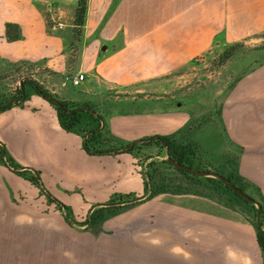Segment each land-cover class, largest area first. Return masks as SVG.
<instances>
[{
    "label": "crops",
    "instance_id": "crops-1",
    "mask_svg": "<svg viewBox=\"0 0 264 264\" xmlns=\"http://www.w3.org/2000/svg\"><path fill=\"white\" fill-rule=\"evenodd\" d=\"M76 6L77 0H0V92L9 86L1 74L11 72L20 85L34 73L59 98L91 102L101 98L99 82L137 85L179 70L214 45L264 34V0H87L73 52ZM256 58L208 104L131 98L115 102L122 111L100 105L110 132L139 150L87 154L83 137L64 130L54 107L31 93L23 105L0 111V151L40 171L45 188L71 208L76 222L77 212L85 218L114 194L143 193L145 164L162 161L167 152L157 136L174 135L204 164L238 173L258 189L256 199L264 198V57ZM78 73L84 75L78 85L66 79ZM146 137L150 143H137ZM74 225L0 154V264H145L147 247L153 264H264L248 218L192 191L158 192L99 228H87L91 236L76 240L80 253L67 256L63 249L53 255L51 246L64 245H52L44 232ZM31 230L43 237H32ZM110 231L124 239L105 238ZM122 245L142 253H106Z\"/></svg>",
    "mask_w": 264,
    "mask_h": 264
},
{
    "label": "trees",
    "instance_id": "trees-1",
    "mask_svg": "<svg viewBox=\"0 0 264 264\" xmlns=\"http://www.w3.org/2000/svg\"><path fill=\"white\" fill-rule=\"evenodd\" d=\"M86 5L87 0H77L73 27L74 35L73 41L71 42L73 52L76 50V42L80 39L82 27L84 25ZM11 27V24H7V38L10 40L14 39V36L11 35V32L9 31ZM237 45V43L231 44L222 52V54H220L219 59L222 63L232 55L233 48ZM74 57L75 54L71 56V59H74ZM5 74L6 72L1 74V77ZM28 77V80L22 81V84L17 85L15 88L6 87L7 90L0 92V111L13 105L8 104L12 101L16 102L15 105H23L29 95L34 93L42 96L45 100H47L46 97L50 98V100L48 99L47 101L54 107L59 125L64 130L77 133L83 138L86 137V139L83 140V149L87 154H113L114 150L122 149L132 144V142L123 141L110 132L105 122L104 112L100 111V109L91 102L77 103L61 99L44 88L39 82L32 79L30 75H28ZM53 98L59 100L61 106H58L51 101ZM85 107L97 111L99 116L96 117L90 111L85 110ZM100 119H103L104 121V125L101 129H99L101 125ZM152 137H146L140 141L150 143ZM157 137L159 140L163 141L164 146H166V153L178 162L198 170H207L208 167H213L208 163H205L203 167L194 166V163L197 160H200V158L194 156V152L189 144L177 143L173 138L174 135ZM139 149V145H133L128 152ZM0 154L3 163L19 176L35 185L39 189V192L45 195L49 202H53L56 208L63 211L64 217L67 221L77 223L86 228L97 229L108 217L121 212L129 206L148 200L161 191H192L213 197L231 207L236 208L237 206H240L245 209L249 215L248 220L256 229L257 243L264 259V233L258 229L255 223L256 207L215 178L201 177L178 170L165 160L160 162L152 160L146 164V170L144 172V191L141 195L114 194L106 202L93 206L91 212L86 215L83 221L76 222L72 216L71 208L55 198L45 188L41 180L40 171L21 166L15 162L11 156L6 155L3 149H1ZM214 170L224 175L233 184L251 197L255 198L253 196L254 191L259 193L257 188L245 181L238 173L233 172L229 174L223 173L218 169ZM257 200L262 206L261 218L264 226V198L260 196V199Z\"/></svg>",
    "mask_w": 264,
    "mask_h": 264
},
{
    "label": "rangeland",
    "instance_id": "rangeland-1",
    "mask_svg": "<svg viewBox=\"0 0 264 264\" xmlns=\"http://www.w3.org/2000/svg\"><path fill=\"white\" fill-rule=\"evenodd\" d=\"M238 45L233 48L232 55L223 63L220 61L219 56L224 50H226L231 44L226 45H214L208 52H205L198 57L194 58L179 70L161 76L143 83L133 85L125 88H111L107 84L99 82L98 90L101 92V98L93 99L92 104L99 107L100 105H106L113 107L115 111H122L125 109L120 103H115L119 100H128L131 98L137 99H166V98H178L192 104H208L214 98H217L224 93L227 86L237 78L239 75L247 72L257 63V58L264 57V34L261 38H252L246 41L238 42ZM30 75V74H29ZM70 75V73H69ZM32 77H35L42 82V86H46L41 77L31 73ZM9 85L7 88H15L19 85L18 77L14 76L11 72H6L2 76ZM121 105V106H120ZM198 137V136H196ZM202 140V138H200ZM139 157L143 156L138 154ZM165 158V157H163ZM164 160V159H163ZM147 164V163H146ZM145 164V166H146ZM204 162L197 160L194 166L203 167ZM90 212V211H89ZM85 213H76L78 221H82ZM87 228L82 225L74 226H50V229L44 232L48 239L51 240V253L58 254V251L65 250V254L73 255L78 254L79 244L78 241H84V238H89L91 233H86ZM41 232L31 230L30 234L34 238L43 237ZM96 232L93 233V238H96ZM123 234L120 235L109 234L105 235V238L123 240ZM122 242V241H121ZM143 249V248H142ZM146 249V248H145ZM107 254H140L141 248L136 246H115L112 249L106 250ZM84 252V250H83ZM147 258L152 260V248L146 249ZM147 259L145 264H153L152 261ZM116 264H138L135 262L128 263H116Z\"/></svg>",
    "mask_w": 264,
    "mask_h": 264
},
{
    "label": "water",
    "instance_id": "water-1",
    "mask_svg": "<svg viewBox=\"0 0 264 264\" xmlns=\"http://www.w3.org/2000/svg\"><path fill=\"white\" fill-rule=\"evenodd\" d=\"M46 99L50 100V98L46 97ZM51 101H53L55 104H57L58 106H61V102L55 98L51 99ZM16 102L12 101L8 104H15ZM85 110L90 111L91 113H93L96 117L99 116V114L97 113V111L93 110V109H89V108H84ZM101 125L99 127V129H101L104 125V121L103 119H100ZM86 137L83 138V140H85ZM137 143H141V141L137 142ZM132 145H129L125 148L122 149H118V150H114L113 153H119V152H127L131 149ZM165 161H167L168 163H170L174 168L179 169V170H184L190 174L193 175H197V176H201V177H210V178H215L217 180H219L220 182L224 183L228 188H230L232 191H234L236 194H238L240 197H242L243 199H245L246 201L252 203L255 207H256V213H255V223L256 226L258 227V229L264 233V226L262 223V206L261 203L251 197L250 195H248L247 193L243 192L239 187H237L235 184H233L228 178H226L224 175L216 172L213 167H208V170H198L192 167H189L185 164H182L180 162H178L177 160L173 159L171 156H169V154L166 153V156L164 158ZM236 209L246 218L249 217V215L247 214V212L245 211L244 208L237 206Z\"/></svg>",
    "mask_w": 264,
    "mask_h": 264
},
{
    "label": "built area",
    "instance_id": "built-area-1",
    "mask_svg": "<svg viewBox=\"0 0 264 264\" xmlns=\"http://www.w3.org/2000/svg\"><path fill=\"white\" fill-rule=\"evenodd\" d=\"M66 79L69 80L73 85H78L84 79V75L82 73H78L71 76H67Z\"/></svg>",
    "mask_w": 264,
    "mask_h": 264
},
{
    "label": "flooded vegetation",
    "instance_id": "flooded-vegetation-1",
    "mask_svg": "<svg viewBox=\"0 0 264 264\" xmlns=\"http://www.w3.org/2000/svg\"><path fill=\"white\" fill-rule=\"evenodd\" d=\"M213 169H216V168L213 167ZM178 170H179V169H178ZM207 170H208V169H207ZM181 171H184V170H181ZM184 172H186V171H184Z\"/></svg>",
    "mask_w": 264,
    "mask_h": 264
}]
</instances>
